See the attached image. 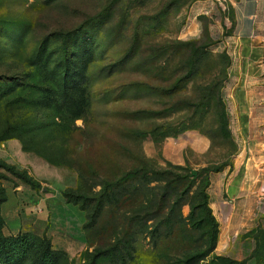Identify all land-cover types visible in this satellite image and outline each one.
<instances>
[{"label":"rangeland","instance_id":"rangeland-1","mask_svg":"<svg viewBox=\"0 0 264 264\" xmlns=\"http://www.w3.org/2000/svg\"><path fill=\"white\" fill-rule=\"evenodd\" d=\"M208 1L231 34L230 2L0 0V189L75 192L84 225L101 207L58 264H228L205 203L256 136L231 117L218 40L182 37Z\"/></svg>","mask_w":264,"mask_h":264},{"label":"crops","instance_id":"crops-1","mask_svg":"<svg viewBox=\"0 0 264 264\" xmlns=\"http://www.w3.org/2000/svg\"><path fill=\"white\" fill-rule=\"evenodd\" d=\"M216 1L230 2L232 33L223 34L226 26L216 16L218 6L208 1L193 6V21L182 37L200 39L207 30L211 39L218 40L211 52L222 49L230 60L226 93L231 117L247 120L242 134L256 137L241 144L230 168L210 182V208L218 223L213 253L240 264H264V0ZM202 15L211 20L207 29L198 21ZM18 165L30 169V162ZM37 190L26 184L6 189L7 200L1 206L4 231L8 235H46L55 250L69 255L66 244L70 239L84 243L85 218L71 210L72 204L63 196L42 199Z\"/></svg>","mask_w":264,"mask_h":264},{"label":"trees","instance_id":"trees-1","mask_svg":"<svg viewBox=\"0 0 264 264\" xmlns=\"http://www.w3.org/2000/svg\"><path fill=\"white\" fill-rule=\"evenodd\" d=\"M2 166L7 167L6 163L0 161V167ZM12 169L14 170V168ZM32 179L24 178V184L29 185L34 189L39 188L38 184H36V180ZM74 193L75 192L70 194L69 191H64L62 193V196L67 201V203L74 206L80 205L81 210H86L85 204H80L81 199L84 198H82L81 195ZM6 200V190L0 189V264H24L27 260L34 257V261L30 260V263L32 264H58L60 260L65 257V255L67 256L65 252L55 250L53 248L51 240L46 235L38 236L30 232H20L17 235H10L8 237L4 236L1 233V230L5 224L1 214V206ZM205 206L207 208L208 216L213 225L212 242L213 248H215L218 236V223L216 222V219L214 218L212 210L210 208V197L206 199ZM100 208L98 207L96 213L90 216V221L89 223L84 225V228L88 229L93 223L96 222V216L99 214ZM88 255L89 254H84L83 258L87 259ZM199 258L202 259V256H199ZM217 259L225 261L228 264H240L233 260L222 257H217ZM190 262L191 260L189 262L187 261L186 263H183L189 264Z\"/></svg>","mask_w":264,"mask_h":264}]
</instances>
